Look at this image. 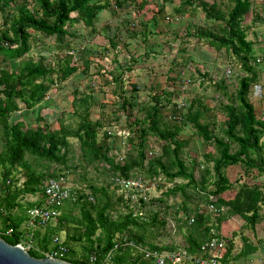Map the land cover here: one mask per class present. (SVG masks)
I'll return each mask as SVG.
<instances>
[{"label": "trees", "instance_id": "16d2710c", "mask_svg": "<svg viewBox=\"0 0 264 264\" xmlns=\"http://www.w3.org/2000/svg\"><path fill=\"white\" fill-rule=\"evenodd\" d=\"M167 1L172 3L174 0ZM141 7L143 5L137 4L136 0H0V236L12 245L33 243L28 251L35 257L42 258L48 251L64 246L66 250L61 260L73 264H91V255H96V264H103L108 256L115 264H144L143 248L185 250L188 254L200 256L201 245L218 236L228 240L221 259V264H228L232 238L215 233L214 228L221 231L223 221L235 215L248 222L260 218L259 212L264 206V183L252 181L255 176L250 177L253 174L249 171L256 169L264 175V119L257 116L250 93L252 91L255 95L253 89L260 83L264 68L258 70L255 67V44L248 39L244 27V21L247 23V18L254 16L256 7L251 0H233L230 9H224L218 1L180 0L171 15L176 18L187 13L195 15L200 7L204 21L190 26L195 29L193 34L223 57H234L242 67L243 74L233 92L227 90L225 77L214 83L215 90L231 96L227 103L218 107L225 113L223 122L218 120L220 132L216 130L213 108L201 97L193 98L185 111L183 107L188 103L179 100L180 103L173 105L172 112L165 113L183 88L180 70L175 71V67L180 66L179 54L172 60L174 66L166 74L167 80L173 81L172 90H163L160 85L159 92L151 87L147 82L149 72L145 80L137 78L129 82L127 73L134 68L131 60L139 61L140 58L131 53L132 42L127 40L139 37L149 27L148 20L138 19ZM105 10L113 18H120L113 29L111 25L105 26H110L108 29L112 31L108 35L110 47L106 45L99 50L80 47L84 43L77 41L80 32L74 33L70 28L82 23L89 33L97 34L96 22L103 18ZM157 11L162 12L161 9ZM255 20L264 24L263 16L256 15ZM33 32L55 38L56 62H47L46 55L38 60L26 58L33 48ZM120 44L125 45L126 53L120 54ZM156 46L160 47V44ZM109 50L113 51L114 67L106 73L97 71L103 79V87L114 95L113 111H122L129 116L126 121L130 123L128 133L118 136L112 130L114 126L108 112L103 115L101 111L106 103L95 96L93 89L89 92L88 85L80 93L74 84L72 105L79 117L78 123L66 124L60 117L53 126L50 118L42 113V104L50 98L51 90L63 86L75 75L88 74L93 63L91 57L109 54ZM121 58L128 63L127 66L124 67ZM181 61L185 63L186 60ZM106 67L102 65L100 69ZM96 105L100 107L101 115L94 118L92 108ZM135 110L140 111L142 117H135ZM168 117H171L170 124L166 122ZM186 126L193 129V135L204 147L211 145L215 149L204 155L206 160L201 166L199 179L194 175L195 167L189 166L183 157L184 149L190 143L180 135ZM105 127L100 135V130ZM116 135L122 139L118 140ZM150 137L161 144L159 152L155 150L151 156L147 151ZM72 138L80 141L86 166L95 165L97 168L102 165L110 174L108 185L114 184L116 188L110 190L108 186L92 183L88 188L71 187L74 196L58 207L61 213L56 220L32 228L28 224L29 211L44 204V181L51 177L62 181L59 178L65 175L62 169L73 167L69 164ZM115 147H123V155L116 156L119 153L113 152ZM240 163L244 164V173L248 177L243 183L237 178V186L228 170ZM54 164L55 170L52 169ZM193 165L197 166L196 163ZM19 171H22L20 177ZM162 175L169 181H185L165 192L167 196L182 192L184 217L194 216L192 224L183 217L188 232L187 245L182 249L155 245L151 241V228L154 225L163 227L165 221H158V213H153L152 219L147 220L138 206L159 198L147 199L139 191L123 189L117 180L140 176L155 180ZM235 186L236 193L226 197L224 194ZM36 194L40 195L36 202L28 200L23 204L24 197ZM195 195L205 198V209L199 202L194 208H188ZM210 205H214L216 211ZM119 206L123 209L121 213H117ZM20 209L24 213L16 214ZM210 214L216 218L212 222Z\"/></svg>", "mask_w": 264, "mask_h": 264}, {"label": "rangeland", "instance_id": "374dc122", "mask_svg": "<svg viewBox=\"0 0 264 264\" xmlns=\"http://www.w3.org/2000/svg\"><path fill=\"white\" fill-rule=\"evenodd\" d=\"M198 1H218V4L221 5L224 9L231 8L233 5V0H198ZM253 2V7L255 9L254 16L252 15L248 17L247 23L244 21V27L247 30L248 38L249 40H252L254 42V48L256 50V57H257V65H255L256 69L259 70V68H264V24L263 22L256 21L255 16L264 17V0H251ZM180 3V0H174L172 4L169 5H178ZM140 15H138V19L140 21H147L150 20L152 15L157 12V7L155 9H147L145 7L139 8ZM172 8H169V14L172 13ZM72 15H75L74 13ZM103 18L96 22V25L98 26L99 32L97 34H91L88 32V29L84 27L82 23H77L73 27H71V30H74V33L80 32L79 36L80 38L77 40L79 43H83V45H79L80 47H90L92 50H99L102 47H110L109 44V38L108 35L111 34V29H108L110 26H106V18L104 17L107 15L108 18L112 17V20L110 21L111 28L113 29L116 27V25L119 24L120 18H116L112 16V14L109 11H103L102 13ZM167 17V16H166ZM170 17V16H169ZM171 19L166 18L167 21H169L172 24V28L169 30L174 31L178 30L177 27L180 28V30L184 29L188 26V29L183 31L180 36L177 38L174 33L173 36V50L180 52L182 55H174L173 57H169L167 62H164V60L168 57H162V54H159L158 56H154L152 49L151 52L150 48H153L150 46L152 43L158 44L161 41L160 39L155 40V38L152 37V40L147 35L146 36V42H142L140 44L136 43L134 44V47H131V53L134 52L133 55H138V51L142 52L145 50L146 53L143 55H139L140 58L139 61L131 60L134 62V68L131 73H127V76H129V82H132L131 80H145L147 77V72L150 74H155L153 77H150L151 79H148L147 82L149 85L151 84V87L156 89L157 91H160V85H162V89H170L172 90V82L168 81V77L166 76L167 71L169 68L174 66L172 63V60L177 55L180 56L178 58L179 67H175V71L180 70V75L183 79L182 82V92L180 91L179 94H176V97L173 98V103L169 105L165 113L168 114L169 112H172L174 109L173 105L181 102L188 103L185 104L183 107V110L185 111L188 107L191 100L195 97H201L203 98L204 102L207 103L211 108H213L215 114V117L217 119V126L216 130L217 132H220V128L218 130V120L222 121L225 119V113L219 110V106L221 104L227 103L231 96H225L219 91L215 90L214 83H218V81L222 78H226V87L227 90L231 93L233 92L239 81L240 75L243 74L242 67L239 62L236 61L234 57H223L217 50H215L214 47L208 46L206 44H203V42L198 41V38L195 36V29L190 28L191 25H193V21L195 22H203L204 21V12L199 7L197 10V14L195 18H192L191 21L184 20V21H177L172 17ZM173 19L176 20L177 23L173 22ZM2 19L0 18V23ZM118 22V24H117ZM184 23L185 26L182 24ZM212 24V22L210 23ZM178 25V26H177ZM177 26V27H176ZM148 28H153L156 30L155 26H149ZM148 28H146L148 30ZM33 30H31L32 32ZM186 32L189 34L186 35ZM193 34V35H192ZM157 38V37H156ZM177 38V39H176ZM176 39V40H175ZM145 40V39H143ZM32 50L30 54L26 57L32 58L34 60H38L42 55L47 56V62H56V44H55V38L53 37H46L41 33L33 32L32 37ZM200 45H203L201 48ZM163 46V44H162ZM185 46V47H183ZM165 47V46H163ZM199 47V48H198ZM164 52L167 53L166 48H164ZM183 49L184 51H182ZM203 49V50H202ZM119 50L122 51V53H126L127 50L125 49L124 44H120ZM55 52V53H54ZM109 54H101L98 56H92V67L89 71V73H81L78 75H75L74 77L70 78L67 82L63 84V86L59 87L58 89H52L49 93L48 97L49 99L45 100V102L42 104L44 108H42V113L45 117L50 118L51 123L53 126L57 125L58 118L62 117L63 121L66 124H74L76 125L78 123L79 117L75 115L74 108L72 105V101L74 98V88L77 84V88L80 93L84 92L87 85L90 89H87L89 92L92 90L98 98H102L104 103H106V107L101 111H103V115H105V112H108V116L110 119V123L113 124L115 132L118 133V136L125 135L128 133V129L130 128V123H126L127 116L125 113L123 114L122 111H113L115 107V101L114 95L112 91H108L103 87V79L100 75V73L97 71L98 69L101 70L103 73H106L108 70H112L111 68L114 67L113 61V55L111 50H109ZM116 53V51H115ZM163 53V52H161ZM175 53V52H174ZM161 56V57H160ZM225 56V55H224ZM187 57V58H184ZM2 57H0L1 59ZM193 58V59H191ZM135 59V58H134ZM181 59L186 60L185 63L181 61ZM193 60V61H191ZM121 62L125 63L124 67L127 66V62L124 61V59H120ZM132 62V63H133ZM182 62V64H181ZM191 62L195 64H191ZM4 64V63H3ZM154 64V65H153ZM79 65L81 66V62H79ZM107 66L106 68H101V66ZM182 65V66H181ZM166 66V67H165ZM153 67V69H152ZM155 67V68H154ZM83 67H81L82 69ZM152 72V73H151ZM261 77H260V83L256 84L255 86L258 89V93H260V96L254 95L251 91L250 93V100L255 105V109L257 112V116L262 118L264 117V69L261 71ZM150 76V75H149ZM139 77V78H138ZM127 78V79H128ZM138 78V79H136ZM154 78V80H153ZM157 82V83H155ZM130 84V83H129ZM94 85V86H93ZM185 86V87H184ZM254 86V89H255ZM253 89V91H254ZM146 96V95H143ZM180 100V101H179ZM218 108V109H217ZM92 116L94 118H97L101 115L100 107L96 105L92 108ZM135 117H142L143 114H141L140 111L135 110L134 111ZM170 118V119H169ZM171 117L166 118L167 123H172ZM185 129L180 133L182 139H189L190 143L187 145V147L184 149L183 157L185 158V161L189 166L195 167L194 175L197 179H199L201 166L206 160L204 155L209 151H215L213 146H207L204 147L198 137L196 135H193L192 131L193 129L190 126L184 127ZM106 130V127L104 129L100 130V135H103V132ZM117 136V135H116ZM117 136V137H118ZM118 140L122 139L120 137L117 138ZM72 147H71V159L69 160V164L73 167L71 169H62L64 170L63 173L65 175H60V179H62V182L69 186V187H76V188H88V184H98V185H105L110 188V190H113L116 188L114 184L108 185V178H110V174L108 171L105 170V168L102 165H99L97 168L95 165L86 166L87 164L83 162L82 155H81V147H80V141L76 138L71 139ZM131 148V146H129ZM161 149V144L158 142L154 137L149 138V146L147 148L149 156L152 155L151 152H155ZM113 152L119 153L117 155H123V147L121 149H118V147L113 150ZM159 152V151H158ZM193 163H196L197 166H194ZM212 165V163H209ZM21 169V168H20ZM52 169H56V165H52ZM139 171V170H138ZM22 171L18 172L19 177L21 176ZM229 175L231 178H233L234 184H236V178H239L241 181L240 183H243L245 181V178L248 176L244 173V164L240 163L234 167H230L228 170ZM143 173V172H141ZM238 176V177H237ZM213 181V180H212ZM185 181L182 179H176L174 181L166 180L164 175L157 177L155 180H149V178H145V190L141 191V195H145V198H159L156 201L150 200L147 204H142L141 206H138L141 210H143L144 215L146 216L147 220L152 219L153 213H158V221H165V226L161 227L160 225H154L151 228L152 231V237L151 241L155 245L159 246H175L180 247L181 249L187 245L186 243V235L188 232V227L185 225V222L183 221L184 217V195L182 192H177L176 194H171L169 196L165 195V192L176 184L184 183ZM239 184V183H238ZM237 185V184H236ZM238 186V185H237ZM237 186H235V189H232L230 191H227L224 195L226 197H232L237 190ZM117 193L119 192L118 189ZM192 192V191H191ZM129 193V192H128ZM114 195V194H113ZM116 195V193H115ZM40 197L39 194L36 195H28L26 198H23V204H27L28 200L35 201ZM160 198H163V200H160ZM194 199L190 201L188 204V208L190 206L192 208L195 207L196 203L199 202L201 204L202 209H205L207 204L205 198L197 197L195 195L193 197ZM119 212L123 211L122 206L118 207ZM18 215H21L22 209L19 210V212H15ZM211 222L215 220L216 218L210 214ZM226 220V219H225ZM232 220H228L225 222V228L229 229V225H233L236 231L239 233L241 231H244L245 228V221H242L240 224H237L236 222H232ZM214 223V222H213ZM231 229V228H230ZM214 232L218 233L217 227L214 228ZM64 236V235H63ZM33 244V243H30Z\"/></svg>", "mask_w": 264, "mask_h": 264}, {"label": "crops", "instance_id": "0c3cea01", "mask_svg": "<svg viewBox=\"0 0 264 264\" xmlns=\"http://www.w3.org/2000/svg\"><path fill=\"white\" fill-rule=\"evenodd\" d=\"M147 1V2H146ZM176 1V0H175ZM147 5H146V3ZM170 1L167 0H136L137 4H142L143 7L147 9H152L155 7H157V10H162V12H155L152 17L150 18L149 22V26H155L156 30H154L153 28H148V30H146V32L143 33V31L141 32V35L139 37H135L133 39H129L127 40V42H132L131 43V47H134V44L138 43H142V42H146V36L143 35H147L148 37H150V39L152 40V37L155 38V40L160 39V42L158 44H160V47H157L155 44L152 43L150 46H152L153 48H150V51L147 52H152L154 54V56H158L159 54H162L161 56L163 57H168L164 60V62H167V60L169 59V57H173L176 54L182 55L180 52L173 50V43H171L173 41V36L172 34L174 33V35L178 38L180 36V34L185 31L186 29H188V26L185 27L184 29L180 30L179 27L178 30H175V32L170 31L169 30L172 28V24L167 21L169 16L173 15L175 12V7L176 5L172 6L169 5ZM174 2V1H173ZM172 2V3H173ZM170 3V4H172ZM169 8L173 9L172 10V14H169ZM197 14V12H196ZM195 15H191V13H187L184 16H177V18L174 16V19H176L178 22L179 21H184V20H188L191 21L192 18L196 17ZM167 16V17H166ZM106 24L109 25L110 21L112 20V17H109L106 15ZM167 18V20H166ZM172 20V18H169ZM173 19L174 23H177L176 20ZM194 24H197V22L193 21ZM118 24V22H117ZM193 24V25H194ZM183 26L184 23L182 24ZM188 34V32H186V35ZM157 37V38H156ZM176 38V39H177ZM145 39V40H143ZM175 39V40H176ZM249 39V38H248ZM169 43H171L169 45ZM163 44V46L165 47H161ZM210 46V45H208ZM185 47V46H183ZM200 47L202 48L203 45H200ZM164 48H166L167 53L164 52ZM199 48V47H198ZM132 50V48H131ZM203 50V49H202ZM163 52V53H161ZM175 52V53H174ZM113 53V52H111ZM134 54V52H132ZM146 51L144 50L141 54V51H138V55H143L145 54ZM129 55V53H127ZM160 56V57H161ZM154 65V64H153ZM166 67V66H165ZM153 68V67H152ZM155 68V67H154ZM155 74H150V76L148 77V79H151L150 77H153ZM139 78V77H138ZM137 79V78H136ZM154 80V78H153ZM134 81V80H132ZM262 119H264V117H262ZM234 167V166H233ZM253 172L249 171V174H253L252 176L250 175V177L255 176V179H252V181H257V182H263L264 183V175L258 173V171L256 169H252ZM238 177V176H237ZM237 179V178H236ZM259 219L255 220L254 222H248L245 221L243 218H241L239 215H235L232 216L226 220L223 221L222 225H221V231L218 230V234H221L223 236H230V238H232V242H233V246L231 249V254L229 257V263L228 264H264V206L261 210V212H259ZM232 220V222H236L237 224H240L242 221H245V228L243 229L244 231H241L240 233L238 231L235 230V228L233 227V225H229V229L225 228V222L228 220ZM231 222V223H232ZM231 228V229H230Z\"/></svg>", "mask_w": 264, "mask_h": 264}, {"label": "built area", "instance_id": "2783aa9c", "mask_svg": "<svg viewBox=\"0 0 264 264\" xmlns=\"http://www.w3.org/2000/svg\"><path fill=\"white\" fill-rule=\"evenodd\" d=\"M255 86L254 93L259 95L258 89ZM180 105H183L182 103ZM121 187L126 190L144 191L145 179L143 177H134L129 179H117ZM45 202L42 206H35L29 211L28 224L34 228L36 225L46 224L55 221L59 212L58 207L61 206L69 198H73L74 192L72 188L65 185L61 180L51 177L44 181L43 184ZM211 209L216 211L214 205H210ZM217 213V212H215ZM188 224L194 222V216H185ZM55 241L61 243L58 238ZM228 240L223 237H213L207 239L202 245V255L195 256L188 254L185 250H158L143 248L144 264H221V259L226 251ZM25 249L32 247L30 242L20 243ZM65 247L60 246L59 249H53L46 253V256L61 259L65 253ZM96 255L90 256V263L96 264ZM103 264H115L108 256Z\"/></svg>", "mask_w": 264, "mask_h": 264}, {"label": "water", "instance_id": "95a60500", "mask_svg": "<svg viewBox=\"0 0 264 264\" xmlns=\"http://www.w3.org/2000/svg\"><path fill=\"white\" fill-rule=\"evenodd\" d=\"M0 264H73L49 256L35 257L22 245H12L0 236Z\"/></svg>", "mask_w": 264, "mask_h": 264}]
</instances>
